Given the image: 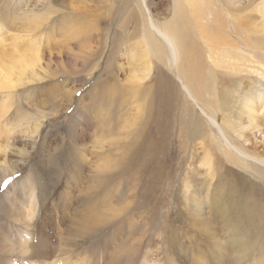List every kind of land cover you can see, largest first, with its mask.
I'll use <instances>...</instances> for the list:
<instances>
[{
    "label": "rangeland",
    "instance_id": "1",
    "mask_svg": "<svg viewBox=\"0 0 264 264\" xmlns=\"http://www.w3.org/2000/svg\"><path fill=\"white\" fill-rule=\"evenodd\" d=\"M41 1L0 0L4 51L14 36L25 34L24 27L15 29L23 23L20 14L52 9L50 19L34 33L40 59L32 61L33 68L24 74L15 73L14 86L0 89V102L12 99L2 125L14 120L17 109L40 124L33 138L17 133L7 139L12 143L4 154L0 149V181L11 178L0 189V264H41L51 255L72 261L84 257L86 264L264 261V164L234 152L225 157L218 130L203 112L214 116L235 144L264 160L263 120L260 128L242 133L232 127L235 132L228 134L223 124L227 119L233 125L241 120L237 115L241 99L264 93V0H202L201 9L209 10L203 22L221 17V29L231 42L229 51L242 54L240 81L228 68L215 67L217 82L212 84L206 69L208 48L194 36L196 42L188 41L184 50L196 52L201 79L210 81L200 83L197 99L186 92L176 70L152 58L150 75L142 83L147 100L134 133L119 135L123 139L105 149L111 159L105 172L95 169L98 125L93 117L97 106L109 100L104 107L112 111L116 133L120 110L130 108L119 106L118 95L130 87L128 78L134 71L129 51L140 29L139 1L46 0L42 5ZM146 2L158 22L174 15L172 0ZM78 24L84 26V35L74 39L68 31ZM86 42L92 49L83 59L80 50H89ZM182 64L180 73L188 66L186 61ZM151 83L152 89L147 87ZM218 92L222 100L217 106ZM5 138L0 133L1 147ZM228 170L233 179L231 175L228 179ZM28 187L33 188L35 214L27 228L13 212ZM95 209L106 217L84 227L81 222H87L86 214ZM248 209H253L249 218ZM21 230L31 234L29 252L2 243L3 237L14 238Z\"/></svg>",
    "mask_w": 264,
    "mask_h": 264
},
{
    "label": "bare ground",
    "instance_id": "2",
    "mask_svg": "<svg viewBox=\"0 0 264 264\" xmlns=\"http://www.w3.org/2000/svg\"><path fill=\"white\" fill-rule=\"evenodd\" d=\"M45 1L46 0H42L40 4L42 5ZM138 1L141 7V9H138V14L140 18V29L137 30L138 31L136 34L137 36H135L136 39L134 41V44L131 45V49L129 51L130 64H132L133 61L135 62L133 64L134 71L131 72L128 78L130 87L126 88L124 93L122 92L118 95L119 106L124 104V105H127V107L130 106V108H126L125 110L124 109L120 110L121 114L118 118V121L116 122L118 123L116 133H115L116 126L114 124V117L112 115V111L110 112L104 107V103L106 102L108 103L109 100L107 101L103 100V102L99 106H97L96 110H98L97 113L99 114V116L97 113H95L93 117L95 119V122L98 125L97 127L98 129H95L94 131V135H95L94 137H96L94 146L98 148V150L95 152V155H96L95 156V169H99L102 172L109 170L107 167L110 166L109 163L111 160L110 158H107V155H109V150H105V149L110 148L112 146L114 147L118 143L119 138H121L119 135L128 136L131 133H134L132 128L135 124V121L139 117V114L141 113L142 106L145 103L144 101L145 96L143 93L145 89L142 83L147 78V76L150 74V71L152 69L153 59L157 60L164 66L168 64L172 69L176 70L178 76H180L183 80L182 83H183L184 89L190 96H192L195 99H197V96L195 95V93L197 92L196 89L198 90V87L201 85L200 83L207 84L210 81L208 82L205 79L203 80L201 79L202 78V70H201L202 63L200 64L198 63V61L195 60L197 57L194 58L195 57L194 53L196 52H193L194 50L192 51L190 49L184 50L185 46L187 47L186 44L188 43V41H195L193 36L195 37V39H200L203 42H205L206 43L205 46L208 48V54H207V59H206V62H207L206 69L208 68L209 76L212 77V82H211L212 84H213V80L217 82L216 78L218 75L216 74V71L214 69L215 67H218V68L225 67L226 69L228 68V71L233 73V77L236 82L240 81L237 75L238 72H242V69H241V59L243 58L242 54L236 51L235 53H232L231 51H229L227 47L230 42L229 36L226 35L221 29V23H222L221 17L217 15L218 16L217 18L214 17V19L211 21L203 22V20L207 18L206 14L209 13V10L201 9L202 5L204 4L203 3L204 1L202 0H173L171 13H173L174 15L171 16V18L168 19L164 23L158 22L156 20L154 15L151 13V9H149V6L146 0H138ZM22 6H23V3H22ZM8 11L9 9H5L6 15ZM51 11L52 9H32L30 12H28L24 16L20 14L21 18L23 19V23L21 24V26H16L15 29L24 27L25 29H23V31H25V34L19 33L18 35L14 36L13 40L10 41V45L7 51H4L3 49L4 43L2 40V36H1L0 55L1 53L2 55L0 56V89L14 86L16 82L15 73H18L19 75L24 74L27 69L33 68V66L31 65L32 61L40 59V56H41L40 55V52H41L40 45L37 42V38L34 37V33L46 21L50 19L49 14ZM134 15H136V13L131 14V16L133 17ZM0 21H1L0 23V27H1V25L4 22V18L0 17ZM83 31H84V26L82 27V24H78L75 26L74 31L69 30L68 32H69V35H71L72 38L75 39ZM86 44H87L86 48H89V50L87 51L83 49L80 50V53H81L80 57L83 59H87V57L91 53L90 50L92 49L89 42L88 43L86 42ZM232 45H234V43ZM196 46H197V43L194 45V48L198 50L199 48L197 49ZM164 52L167 54L166 60H164L163 58V56L165 55ZM185 53L186 55H184ZM185 61L186 63H188L187 69L183 73H180L179 71L180 65L182 64V62L184 63ZM195 83H196V87L194 88ZM153 86L154 84L151 83L147 87L152 89ZM203 86L204 85H202V87ZM211 86H209L208 88H210ZM238 92L239 90L235 91L234 95H236ZM113 99L114 98H112V100ZM145 99L147 100V98ZM221 100H222V97L220 96L218 92V97L216 100H214V102L218 106L220 105ZM11 105H12V99L10 97L0 102V133L1 134L3 133L5 135L6 140L7 139L10 140L14 136V134H17V133H19L21 136H29L31 138L36 136L38 127L40 125L39 122L36 119H33L32 117H30L27 113L22 112V110L20 109L16 110V114L14 116L13 121L10 120L6 122L8 124L4 123L5 125H2L4 122L5 115L9 111V108L11 107ZM240 105L241 106L239 107L237 115L240 117L241 120L237 121V123L234 124L235 126L233 125L232 121H230L229 119L225 120L226 122L223 123L225 125L223 126L225 127V129H227V132L230 130L232 132L237 131L239 133H242V132H245L246 130H249L250 127L260 128L259 121L263 120L264 122V93L259 92L256 94L255 97L247 96L246 98L241 99ZM203 112L205 113V116L208 117L209 123L212 126H215L218 130V134L220 135V137L216 135L217 140L219 143V147L223 148L224 150L223 155L225 157L231 156V154H233L234 152L245 158L247 157L253 158L255 161L262 162L264 164V160H262L258 156H254L250 154L249 152L245 151V149H242V147H239L237 144H235L233 139H231L232 137L227 135L224 128H222L221 125L219 126L216 124L217 121L214 116H212L211 114L210 115L207 114L205 110H203ZM231 112L232 110H229L228 115H231ZM244 118H246L245 121H244ZM142 124L140 122L138 123V125H142ZM208 127L210 130V125H208ZM232 127L234 128L235 131L232 129ZM134 130L136 131L137 129H134ZM263 131H264V125H263ZM216 136H214V138H216ZM9 140L5 141V144L2 147L0 145L2 154L5 153L6 147L10 143H12ZM230 170L227 171L229 172L228 179L230 175H231L230 177H232L231 179H233V176H232L233 172L231 173L232 170L231 171ZM232 182H235L238 184L236 180H232ZM241 187L243 189H247V187L243 186L242 184H241ZM33 194H34L33 188L28 187L27 193L26 191L22 193L23 197L21 198V200L20 199L18 200V205H17L18 207L13 212L16 214L15 216L16 220L19 219L21 221V224L27 228L31 226V223H32V220L35 214V204H34ZM228 195L231 196V194H228ZM250 195H252V193H250ZM217 196L219 197L218 201L223 199L221 197L222 194H219ZM217 196L214 199V202H215L214 204L218 203ZM11 198L13 197L11 196ZM95 210L94 211L91 210L89 213L86 214L87 220L85 218L84 219L87 222H84V220L83 221L81 220L82 221L81 223L83 224L84 227H89L91 225L89 222L96 221L95 219L96 218L99 219L100 216H102L103 218L106 217L105 212H101L100 209L99 210L95 209ZM108 212H109V209H108ZM110 213L112 214L113 211ZM252 213H253V209H248V211L246 212V214L248 215V218L250 215H252ZM108 215L110 214L108 213ZM256 216L260 219V214ZM245 217L246 216H244V218ZM239 218H241L240 213H239ZM92 224H95V223H92ZM2 243H4V246H7V247H12L13 245H17L19 250H21L22 252H29V248H31V244H32L31 234L28 232V230H21V231H18L16 237L14 238L9 237V236L3 237ZM62 246L60 247V251H64V248ZM86 263L87 261L84 257H78L76 260L72 261L67 258L62 259L58 257V255H51L46 260H44V262H42L41 264H86ZM7 264H15V263L8 261ZM28 264H40V263L30 262ZM253 264H264V261L257 260Z\"/></svg>",
    "mask_w": 264,
    "mask_h": 264
},
{
    "label": "snow or ice",
    "instance_id": "3",
    "mask_svg": "<svg viewBox=\"0 0 264 264\" xmlns=\"http://www.w3.org/2000/svg\"><path fill=\"white\" fill-rule=\"evenodd\" d=\"M11 183L10 177H5L2 181H0V189L6 188Z\"/></svg>",
    "mask_w": 264,
    "mask_h": 264
},
{
    "label": "crops",
    "instance_id": "4",
    "mask_svg": "<svg viewBox=\"0 0 264 264\" xmlns=\"http://www.w3.org/2000/svg\"><path fill=\"white\" fill-rule=\"evenodd\" d=\"M172 1H173V0H172ZM171 9H172V7H171ZM149 75H150V74H149ZM149 75H148V76H149ZM148 76H147V78H148ZM147 78H146V79H147ZM95 138H96V137H95ZM95 138H94V140H95ZM119 139H123V138L121 137V138H119ZM118 141H119V140H118ZM94 144H95V143H94ZM94 148H96V147L94 146ZM96 149H98V148H96Z\"/></svg>",
    "mask_w": 264,
    "mask_h": 264
}]
</instances>
